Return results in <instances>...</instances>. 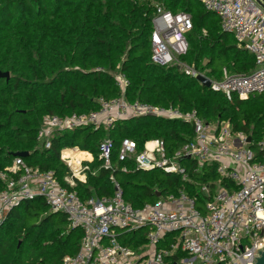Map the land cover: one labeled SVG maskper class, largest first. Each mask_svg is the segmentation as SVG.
Returning <instances> with one entry per match:
<instances>
[{"label": "trees", "instance_id": "obj_1", "mask_svg": "<svg viewBox=\"0 0 264 264\" xmlns=\"http://www.w3.org/2000/svg\"><path fill=\"white\" fill-rule=\"evenodd\" d=\"M158 7L192 18L188 52L180 58L185 64L215 81L222 80L224 69L233 75L256 70L254 57L222 31L218 17L198 0H0V72L10 74L9 80L0 79V171L12 162L13 154L28 153L24 159L30 166L53 172L69 187L66 179L71 174L61 151L78 148L93 156L86 183L76 181L73 188L83 201L112 197V177L120 182L125 201L136 209L185 192L203 211L220 188H234L227 180L218 184L215 164L182 160L184 180L159 170L139 171L134 158L120 161L125 139L136 143L137 154L146 142L162 140L167 155L173 157L195 137L193 127L179 121L140 117L118 121L108 131L87 127L56 132L50 149L37 141L46 116L90 113L99 109L100 98L120 97L116 74L129 81V102L195 110L207 123L229 122L234 132L247 135L254 144L263 139L264 94L228 100L177 68L152 62ZM106 138L112 142L111 169L99 159ZM4 189L0 180V192ZM147 232L143 228L123 233L119 240L138 250L147 243ZM82 237L79 228H70L67 217L52 213L42 199L26 201L0 225V264H63L65 257L78 253ZM167 238L169 243L172 237Z\"/></svg>", "mask_w": 264, "mask_h": 264}, {"label": "built area", "instance_id": "obj_2", "mask_svg": "<svg viewBox=\"0 0 264 264\" xmlns=\"http://www.w3.org/2000/svg\"><path fill=\"white\" fill-rule=\"evenodd\" d=\"M198 1L218 17L222 31L254 57L256 70L248 75H233L224 69L222 80L215 81L182 62L180 58L188 52L192 18L184 12L174 15L162 7L157 8L153 20L152 62L160 67H175L196 80L203 76L210 81V90L224 94L228 100L264 94V9L256 0ZM115 84L121 96L100 98L96 111L46 116L37 134L41 147L50 149L56 132L87 127L108 131L118 121L140 117L179 121L191 125L195 137L173 157L167 155L162 140L146 142L144 150L137 154L136 143L125 139L119 151L120 161L134 158L139 171L159 170L181 175L184 180L187 172L182 160L215 164L218 184L227 180L234 188H220L204 204L203 211L197 200L185 192L136 209L125 201L120 182L112 177V197L83 201L73 188L76 181L86 183L88 155L78 148L64 149L61 160L70 170L66 179L69 187L61 184L53 172L32 167L21 157H15L0 171V180L5 183L0 192V225L15 207L42 199L52 213L67 217L70 228H79L83 233L78 253L65 257L63 264H257L264 253V137L254 144L247 135L234 132L229 122L207 123L195 110L183 112L175 107L129 102V81L124 74H116ZM75 149L82 155L66 154ZM99 150L103 166L111 169V140L106 138ZM122 171L127 172L126 168ZM203 190L209 193L208 187ZM143 228L148 230L147 243L138 250L120 242L123 233ZM168 236L172 240L166 243ZM183 254L187 256L181 257Z\"/></svg>", "mask_w": 264, "mask_h": 264}, {"label": "water", "instance_id": "obj_3", "mask_svg": "<svg viewBox=\"0 0 264 264\" xmlns=\"http://www.w3.org/2000/svg\"><path fill=\"white\" fill-rule=\"evenodd\" d=\"M256 1L264 9V0H256ZM1 78H6L7 80H9L10 74L0 72V79ZM197 81H199L204 87L210 88V81L207 78H205L203 76H199L197 78ZM248 141L251 142V138H249ZM13 156L14 157L27 158L28 153H15V154H13ZM158 197L160 198L161 195L158 194ZM257 264H264V253L262 254V257L258 260Z\"/></svg>", "mask_w": 264, "mask_h": 264}, {"label": "crops", "instance_id": "obj_4", "mask_svg": "<svg viewBox=\"0 0 264 264\" xmlns=\"http://www.w3.org/2000/svg\"><path fill=\"white\" fill-rule=\"evenodd\" d=\"M80 152H82V151H80ZM83 153H86L88 155V157L86 158V162H87L86 164L91 163L93 161V156L90 153H88V152H83Z\"/></svg>", "mask_w": 264, "mask_h": 264}, {"label": "bare ground", "instance_id": "obj_5", "mask_svg": "<svg viewBox=\"0 0 264 264\" xmlns=\"http://www.w3.org/2000/svg\"><path fill=\"white\" fill-rule=\"evenodd\" d=\"M67 155H74V156H81L82 154L78 152V150H75L73 152H66Z\"/></svg>", "mask_w": 264, "mask_h": 264}]
</instances>
